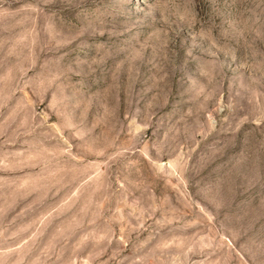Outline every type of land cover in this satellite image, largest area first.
<instances>
[{
  "label": "rangeland",
  "instance_id": "obj_1",
  "mask_svg": "<svg viewBox=\"0 0 264 264\" xmlns=\"http://www.w3.org/2000/svg\"><path fill=\"white\" fill-rule=\"evenodd\" d=\"M0 264H264V0H0Z\"/></svg>",
  "mask_w": 264,
  "mask_h": 264
}]
</instances>
